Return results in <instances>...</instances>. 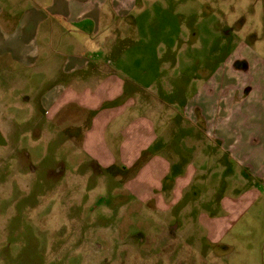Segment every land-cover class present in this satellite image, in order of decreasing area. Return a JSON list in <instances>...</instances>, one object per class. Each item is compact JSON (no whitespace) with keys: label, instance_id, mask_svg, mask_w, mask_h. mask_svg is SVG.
<instances>
[{"label":"rangeland","instance_id":"obj_1","mask_svg":"<svg viewBox=\"0 0 264 264\" xmlns=\"http://www.w3.org/2000/svg\"><path fill=\"white\" fill-rule=\"evenodd\" d=\"M122 2L130 12L112 32L133 60L104 138L133 115L154 124V144L135 163L101 166L84 149L91 129L76 108L53 129L16 97L7 146L0 126V264H264L260 198L215 243L232 207V107L264 90V0ZM154 155L162 168L149 165Z\"/></svg>","mask_w":264,"mask_h":264},{"label":"crops","instance_id":"obj_2","mask_svg":"<svg viewBox=\"0 0 264 264\" xmlns=\"http://www.w3.org/2000/svg\"><path fill=\"white\" fill-rule=\"evenodd\" d=\"M0 1L5 4L0 8V80L4 82L0 84L3 86L0 126L5 123V145L13 140L10 136L7 141V135L9 138L13 130L14 100L25 98L30 102L19 106L29 108L27 116L44 113L46 121L54 122L53 129H59L60 115H67V121L72 118L71 108L85 116L84 122L90 126L88 131L91 130L84 133L83 146L95 163L104 167L119 159L123 163H135L140 158L141 146L154 144V124L149 118L138 120L132 115L120 125L116 137L110 136L107 142L104 138L114 117L122 112L121 106H116L127 92L126 77L121 70L128 68L133 60L125 54L124 39L112 32L119 25L118 18L129 15L130 10L121 7L124 0H37L44 5L43 9L37 6L27 9L23 0ZM8 4L13 6L9 10ZM102 24H111V31L97 39L98 27ZM102 50L108 59L100 60L93 55ZM126 103L133 104L129 97ZM238 105L232 107V143L227 145L232 146V207L227 216L217 219L219 223L228 219V226L227 230L218 232L215 243L244 218L257 198L261 199L264 215V192L256 190H264V90L254 100ZM141 130L146 137L141 138ZM142 139L146 141L144 144ZM154 156L149 165L162 168L161 164L166 161ZM254 180L261 182H255L254 187ZM238 255L241 258L242 254L236 253L230 259H237ZM243 260L234 264H251Z\"/></svg>","mask_w":264,"mask_h":264}]
</instances>
